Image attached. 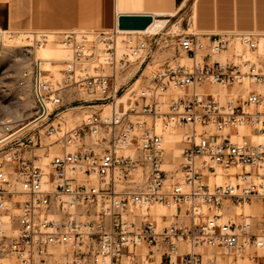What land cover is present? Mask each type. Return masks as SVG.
Listing matches in <instances>:
<instances>
[{
	"label": "built area",
	"instance_id": "1",
	"mask_svg": "<svg viewBox=\"0 0 264 264\" xmlns=\"http://www.w3.org/2000/svg\"><path fill=\"white\" fill-rule=\"evenodd\" d=\"M163 35L0 28L33 108L0 122V264H264V33H181L142 78Z\"/></svg>",
	"mask_w": 264,
	"mask_h": 264
},
{
	"label": "crops",
	"instance_id": "2",
	"mask_svg": "<svg viewBox=\"0 0 264 264\" xmlns=\"http://www.w3.org/2000/svg\"><path fill=\"white\" fill-rule=\"evenodd\" d=\"M185 6L191 28L210 33H264V0H0V28L23 34L72 26L96 27L107 23L111 8L116 16L150 14L169 20ZM63 54L57 49L49 57Z\"/></svg>",
	"mask_w": 264,
	"mask_h": 264
},
{
	"label": "rangeland",
	"instance_id": "3",
	"mask_svg": "<svg viewBox=\"0 0 264 264\" xmlns=\"http://www.w3.org/2000/svg\"><path fill=\"white\" fill-rule=\"evenodd\" d=\"M115 16L116 14L111 8L109 19L104 25L96 27L72 26L66 27L64 29L52 30L63 31L69 29H111L115 26ZM158 31L164 32L163 37L167 35L166 37L168 44H164V46L157 51L154 61H152L151 64L148 65L144 70L142 78L148 75L151 69L163 65L164 62H168L178 55V51L174 48L173 43L179 34L188 32L207 33L190 27L188 6H185L183 10L176 16L169 17L167 24L161 27ZM45 46L52 49L61 47L53 41H48ZM54 50L56 51L57 49ZM40 51L41 49H39L38 53H40ZM12 53H19V49L13 48ZM65 54V57L69 56V52L66 50ZM22 67L23 63L21 61L14 62L11 60V57L8 54H4L2 57H0V122L7 121L15 126V128L26 123L33 114L32 97L30 91L26 87L19 86L17 82ZM56 67L58 68L59 65H56L55 67H48L46 69L50 70ZM160 211H164L166 213L170 212L165 208H160Z\"/></svg>",
	"mask_w": 264,
	"mask_h": 264
},
{
	"label": "bare ground",
	"instance_id": "4",
	"mask_svg": "<svg viewBox=\"0 0 264 264\" xmlns=\"http://www.w3.org/2000/svg\"><path fill=\"white\" fill-rule=\"evenodd\" d=\"M117 16H116V19H117ZM152 16H153V19H152L151 23L145 29H143V30H124V31H130L131 33H156V32H158V30L161 27H163L168 22V20L166 18L164 19V17H162L161 15H158V17H156L155 15H152ZM116 23H117V21H116ZM116 23H115V27H117ZM54 49L61 50L64 54L58 58L49 57L50 55H52L53 53L56 52ZM65 56H66L65 50L62 49L61 47L52 49L50 47L47 48L45 46V47L41 48L40 53H37V57L45 62V68L51 67L50 66L51 61L65 59L66 58ZM123 99L124 98H122L120 101H123ZM161 212L166 213L164 211H161Z\"/></svg>",
	"mask_w": 264,
	"mask_h": 264
},
{
	"label": "water",
	"instance_id": "5",
	"mask_svg": "<svg viewBox=\"0 0 264 264\" xmlns=\"http://www.w3.org/2000/svg\"><path fill=\"white\" fill-rule=\"evenodd\" d=\"M150 14H119L116 26L119 30H143L152 21Z\"/></svg>",
	"mask_w": 264,
	"mask_h": 264
}]
</instances>
